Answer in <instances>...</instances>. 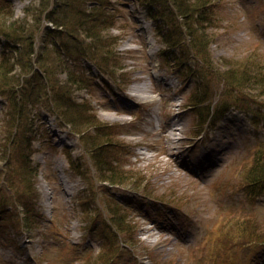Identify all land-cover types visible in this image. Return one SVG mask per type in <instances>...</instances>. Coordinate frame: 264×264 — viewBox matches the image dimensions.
<instances>
[{
	"label": "rangeland",
	"instance_id": "obj_1",
	"mask_svg": "<svg viewBox=\"0 0 264 264\" xmlns=\"http://www.w3.org/2000/svg\"><path fill=\"white\" fill-rule=\"evenodd\" d=\"M9 1L19 19L39 2ZM108 6L118 20L105 31L118 37L117 43L107 39L115 50L106 58L114 75L88 61L84 46L69 62L77 74L95 79L73 93L100 121L117 126L110 155L126 175L121 183L99 180L82 127L76 132L62 124L49 104L34 107L30 123L21 122L14 97L0 90V264H101L96 257L115 231L108 194L134 228L132 244L119 235L126 250L111 264H264V187L251 194L245 178L264 145V116L257 123L243 109L249 104L264 114L262 100L227 88L209 72L200 73L202 82L181 76L163 55L157 21L140 1ZM211 6L216 61L248 55L264 61V0H211ZM46 26L56 27L31 15L34 59L44 48ZM194 65L205 68L199 59ZM30 75L21 72V82ZM200 86L210 90L209 117L189 98ZM137 87L147 89L146 98L136 96ZM33 200L27 224L22 212Z\"/></svg>",
	"mask_w": 264,
	"mask_h": 264
},
{
	"label": "trees",
	"instance_id": "obj_2",
	"mask_svg": "<svg viewBox=\"0 0 264 264\" xmlns=\"http://www.w3.org/2000/svg\"><path fill=\"white\" fill-rule=\"evenodd\" d=\"M38 1V6L35 7L31 3L25 10L26 17L19 19L15 18L10 1L0 0V34L5 38L4 44L0 43V90L14 97L13 104H16L23 118L21 122L27 123L30 117L35 118L32 116L34 107L49 104L62 124L73 125L69 128L76 132L82 127L84 130H79L82 132L83 146L96 167L97 178L103 182L121 183V177L126 175L122 171L127 170L117 169L119 166L114 164V158L110 155L112 145H115L111 140L118 128L116 125L100 121L87 102L77 101L73 91L87 87L88 83L90 85L95 79L82 73L77 74L76 70L71 69L69 62L74 55L73 51H81L84 46L88 61H94L104 73L114 75V69L112 70L106 59L115 52L114 48L109 47L107 39H113V43L118 41L117 35L105 33L110 27L117 25L118 21L117 14L109 9L111 0ZM138 1L148 11L149 16L157 21L156 36L163 43V55L167 57V62L171 63L175 72L185 78L189 77L190 80L197 78V82H202L199 80L200 73L215 74L229 89L248 90V97L249 93H254L262 100L259 103L264 109V61L248 55L243 59L222 57L217 62L212 54L210 47L213 36L209 28L213 25L214 11L211 0ZM88 4H91L90 8ZM31 15L37 22L47 20L56 26H46L44 48L36 59L32 58L33 49L30 47L34 35H27ZM61 36L67 41H57L56 37ZM85 42L87 44L84 45ZM195 59H199L205 68H197L194 65ZM61 71L67 74L66 78L60 79ZM21 72L31 74L27 83L21 82ZM201 78L204 79L203 76ZM197 89L191 93L190 101L197 109H205L203 111L209 117L211 108L205 102L210 96V90L201 86ZM8 97L11 104V98ZM221 106L223 108L217 110V115L224 109L223 102ZM252 108L249 104H244L243 107L244 110L254 113V121L258 123L264 114L260 113V108ZM21 141L26 148L31 149V143L23 138ZM37 171L38 168L33 173ZM80 172L81 168L77 173ZM245 178L248 180L247 191L251 194L264 187V145L258 147ZM31 203V207L27 208L25 205L26 208L22 212L21 219L27 224L31 221L30 212L36 202L33 200ZM106 203L108 217L115 231L108 235L107 247L96 257L101 264H111L122 248L126 250V247L118 242L119 235L122 234V241L126 244L134 242L133 224L126 221L124 215L117 214V209L123 208V205L110 194Z\"/></svg>",
	"mask_w": 264,
	"mask_h": 264
},
{
	"label": "bare ground",
	"instance_id": "obj_3",
	"mask_svg": "<svg viewBox=\"0 0 264 264\" xmlns=\"http://www.w3.org/2000/svg\"><path fill=\"white\" fill-rule=\"evenodd\" d=\"M146 89V88H145ZM135 90H136V96H138V97H143V98H146L147 97V93H148V91H147V89H146V91L143 89V88H141V87H137V88H135ZM47 199H48V197H47Z\"/></svg>",
	"mask_w": 264,
	"mask_h": 264
}]
</instances>
